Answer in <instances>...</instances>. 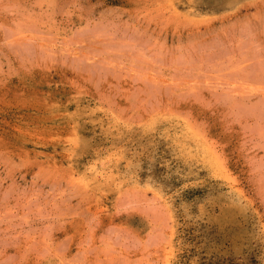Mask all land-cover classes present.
Segmentation results:
<instances>
[{
  "label": "rangeland",
  "instance_id": "obj_1",
  "mask_svg": "<svg viewBox=\"0 0 264 264\" xmlns=\"http://www.w3.org/2000/svg\"><path fill=\"white\" fill-rule=\"evenodd\" d=\"M0 264H264V0H0Z\"/></svg>",
  "mask_w": 264,
  "mask_h": 264
},
{
  "label": "bare ground",
  "instance_id": "obj_2",
  "mask_svg": "<svg viewBox=\"0 0 264 264\" xmlns=\"http://www.w3.org/2000/svg\"><path fill=\"white\" fill-rule=\"evenodd\" d=\"M96 128V127H95ZM102 131H104V130H102ZM103 133V132H102ZM144 150V149H143ZM147 150V149H146ZM133 154V153H132ZM93 155V154H92ZM94 163V162H93ZM95 164V163H94ZM107 164V163H106ZM84 168V167H83ZM86 170V169H85ZM81 173V172H80ZM84 178V177H83ZM115 183V182H114ZM193 216V215H192ZM177 240V239H176Z\"/></svg>",
  "mask_w": 264,
  "mask_h": 264
}]
</instances>
